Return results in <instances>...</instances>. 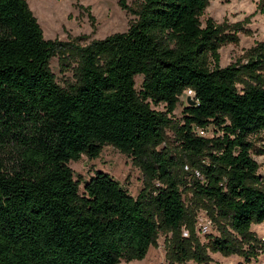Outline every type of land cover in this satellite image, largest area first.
<instances>
[{"label":"trees","instance_id":"16d2710c","mask_svg":"<svg viewBox=\"0 0 264 264\" xmlns=\"http://www.w3.org/2000/svg\"><path fill=\"white\" fill-rule=\"evenodd\" d=\"M209 1L139 0L125 32L79 49L76 80L61 87L49 62L65 44L44 39L26 0H0V264L139 261L159 233L172 235L170 262L206 264L207 250L258 256L264 241L251 226L264 222L253 158L264 154L256 146L264 43L246 63L221 68L218 50L235 39L211 19L201 23ZM186 91L192 97L177 123L172 114ZM105 146L150 181L136 197L102 171L74 180L69 163L95 160ZM178 155L199 177L178 175ZM186 190L217 226L206 243L194 232Z\"/></svg>","mask_w":264,"mask_h":264},{"label":"rangeland","instance_id":"374dc122","mask_svg":"<svg viewBox=\"0 0 264 264\" xmlns=\"http://www.w3.org/2000/svg\"><path fill=\"white\" fill-rule=\"evenodd\" d=\"M119 1L26 0L40 25L44 39L65 44L63 51L57 53L49 62V69L59 86L65 87L76 80L82 64L79 49L87 47L94 41L123 33L137 20L134 13L138 9L139 0H123L125 8L121 7ZM206 19L223 26L224 32L231 34L235 39L233 42L225 43L218 50L221 68L237 62L246 63L250 50L264 43V0H210L200 18L201 23L204 24ZM262 74L264 76V69ZM134 81L136 89L139 90L142 77L137 76ZM186 97H192V93L184 92L173 111L172 119L177 123L182 120ZM153 108L164 110L162 105ZM205 134L211 135V131ZM166 138L169 148L172 151L177 150L178 142L173 129L166 130ZM256 146L262 148L264 152V135L257 140ZM178 157L182 158L178 175L185 177L186 182H189L193 175L199 177L198 170L192 167L186 158L179 155ZM253 158L259 165L258 175L264 180V154L253 155ZM69 167L73 171L74 180L77 181L88 180L96 171L105 172L126 188L133 197L150 182L138 163L112 146L103 147L100 156L95 160L82 156L78 161L70 162ZM183 199L186 207L191 210L193 229L200 242L206 243L208 236H218L217 226L207 211L200 208L190 190L183 192ZM203 230H206L205 233ZM181 231L183 237H188L189 233L185 226ZM251 231L258 239L264 238L262 223L253 224ZM171 236V233H159L155 244L150 246L144 259L128 263L121 261L120 264H179L170 262L168 258L171 252L169 244ZM261 247V252L257 251L258 256L249 261L237 254L225 255L207 250L210 261L206 264H264V246ZM184 264L197 263L189 261Z\"/></svg>","mask_w":264,"mask_h":264},{"label":"built area","instance_id":"2783aa9c","mask_svg":"<svg viewBox=\"0 0 264 264\" xmlns=\"http://www.w3.org/2000/svg\"><path fill=\"white\" fill-rule=\"evenodd\" d=\"M198 132H199L200 135H204V132H203V131H198ZM207 224H209V222H208ZM262 227L264 228V222L262 223ZM205 228H206V226H204L203 229H205ZM203 231H204V233H205L206 230H203ZM207 232H208V231H207ZM261 240L264 241V238H262Z\"/></svg>","mask_w":264,"mask_h":264},{"label":"water","instance_id":"95a60500","mask_svg":"<svg viewBox=\"0 0 264 264\" xmlns=\"http://www.w3.org/2000/svg\"><path fill=\"white\" fill-rule=\"evenodd\" d=\"M187 102H188L189 104H193V102L191 101L190 98L187 99Z\"/></svg>","mask_w":264,"mask_h":264}]
</instances>
